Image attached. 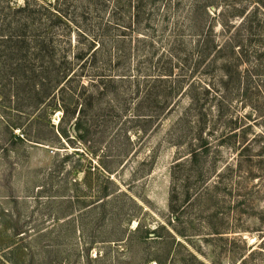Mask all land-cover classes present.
<instances>
[{"label":"rangeland","instance_id":"1","mask_svg":"<svg viewBox=\"0 0 264 264\" xmlns=\"http://www.w3.org/2000/svg\"><path fill=\"white\" fill-rule=\"evenodd\" d=\"M113 1L47 22L61 70L114 81L75 78L62 123L0 52V264H264V0H148L128 37ZM24 3L0 0V39ZM51 125L69 141L38 143Z\"/></svg>","mask_w":264,"mask_h":264},{"label":"trees","instance_id":"2","mask_svg":"<svg viewBox=\"0 0 264 264\" xmlns=\"http://www.w3.org/2000/svg\"><path fill=\"white\" fill-rule=\"evenodd\" d=\"M61 1L74 2L76 0H56L55 5L52 2L40 4L35 0H25L24 6L15 9L17 14H21V16H18V21L15 20V22L10 25L7 32L8 34L2 35L0 39V52L4 53L5 57L8 59H18L21 61V63L19 62V64L12 69L14 79L16 80L15 87L17 97L19 99L22 98L27 92V89H29L33 94L34 103L38 104L35 107L39 108L40 116H42L48 108L52 110V108L57 109V107H59L63 112L62 123L69 117V112L66 106V95L68 91L73 92L76 90V87L72 86L75 78H80L78 83L84 91H87L89 87L101 88L103 84L114 81H112L113 79H109L110 77L101 74L104 71L103 68L99 69L95 67L97 64L95 58V61H92V69L91 71H88V73L98 74L99 76L95 79L94 77L97 75H94L87 82H84L85 76L77 75L79 72L78 70L74 72L72 71V67L68 66L66 70H61V68L57 66L55 59L56 49L48 37V30L52 25H47V22H52V18L56 20L63 18V15L58 8V3ZM91 1L104 5L105 8H108L109 6V0ZM32 2H34V4ZM148 2V0L113 1V3L116 4L118 12L120 10V4L122 5L123 3L129 11L128 16L126 17V20L128 19L130 21L128 22L129 24L124 27L121 26L124 36L128 37L131 36L132 33L137 32V24H139L140 19L146 13ZM103 29H105V26ZM103 35L104 32H101L99 37L103 38ZM91 40L93 43L96 42V39L92 38ZM28 58L36 59L41 63V66L39 68L33 67L30 69L25 64V61ZM82 59V57L77 56V60ZM87 63L88 62L86 61L80 67V70H82L80 71L81 74L87 72L84 71L87 68ZM86 99L87 98L82 102L78 98V105L80 102L81 104L79 105L80 110L78 111L79 117H77V123L75 124L76 131L78 133L83 131L85 134L88 133V130L83 127L81 114L87 109L88 103L85 101L90 102V99ZM40 131L42 132V130ZM44 133L37 138L39 141L38 143L50 145L53 143V139L58 142H60L61 139L66 142L69 141V134L66 128L62 127V125L59 126L57 132L55 131L54 125H51V130L47 132L48 134ZM17 138L20 139L19 137ZM200 157V151H193L189 154L188 158L183 160L179 159L175 164L174 169L187 164V162H189L187 160H190V163L193 165H198L200 163ZM253 253L254 251L251 252V254ZM245 259L243 261H245Z\"/></svg>","mask_w":264,"mask_h":264}]
</instances>
